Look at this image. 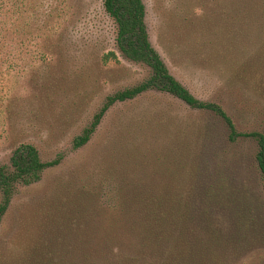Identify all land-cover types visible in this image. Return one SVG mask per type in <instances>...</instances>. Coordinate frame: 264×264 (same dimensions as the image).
Returning <instances> with one entry per match:
<instances>
[{"label":"rangeland","instance_id":"1","mask_svg":"<svg viewBox=\"0 0 264 264\" xmlns=\"http://www.w3.org/2000/svg\"><path fill=\"white\" fill-rule=\"evenodd\" d=\"M142 1L169 72L264 133V0ZM115 29L103 0H0V165L20 143L59 159L17 184L0 264H264L256 142L212 112L146 92L73 147L108 95L149 76Z\"/></svg>","mask_w":264,"mask_h":264},{"label":"trees","instance_id":"2","mask_svg":"<svg viewBox=\"0 0 264 264\" xmlns=\"http://www.w3.org/2000/svg\"><path fill=\"white\" fill-rule=\"evenodd\" d=\"M103 7L116 26L115 41L123 56L133 62L145 64L150 73L140 83L108 95L93 115L89 125L73 138V147L79 148L89 141L102 116L112 105L132 100L146 92L156 91L175 97L190 108L210 111L220 117L227 127V137L230 141H236L238 136L252 137L256 142L255 161L264 189V133L237 132L232 118L220 104L195 97L169 72L149 41L145 24V6L142 0H103ZM110 57L116 58L115 53L110 51L103 56V60L106 61ZM58 162V158L42 161L37 148L31 143H20L16 146L10 157V165H0V221L10 204L17 184L28 185L37 182L44 169Z\"/></svg>","mask_w":264,"mask_h":264}]
</instances>
